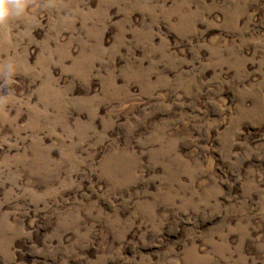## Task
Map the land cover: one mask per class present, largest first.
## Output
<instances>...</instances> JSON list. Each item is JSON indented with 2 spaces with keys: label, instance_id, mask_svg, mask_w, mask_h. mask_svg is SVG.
Wrapping results in <instances>:
<instances>
[{
  "label": "clouds",
  "instance_id": "1",
  "mask_svg": "<svg viewBox=\"0 0 264 264\" xmlns=\"http://www.w3.org/2000/svg\"><path fill=\"white\" fill-rule=\"evenodd\" d=\"M0 264H264V0H0Z\"/></svg>",
  "mask_w": 264,
  "mask_h": 264
},
{
  "label": "rangeland",
  "instance_id": "2",
  "mask_svg": "<svg viewBox=\"0 0 264 264\" xmlns=\"http://www.w3.org/2000/svg\"><path fill=\"white\" fill-rule=\"evenodd\" d=\"M107 31V30H106Z\"/></svg>",
  "mask_w": 264,
  "mask_h": 264
}]
</instances>
